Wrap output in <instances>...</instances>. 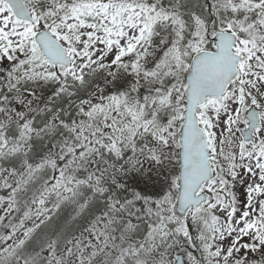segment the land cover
Wrapping results in <instances>:
<instances>
[{"label": "snow or ice", "instance_id": "1", "mask_svg": "<svg viewBox=\"0 0 264 264\" xmlns=\"http://www.w3.org/2000/svg\"><path fill=\"white\" fill-rule=\"evenodd\" d=\"M0 264H264V0H0Z\"/></svg>", "mask_w": 264, "mask_h": 264}]
</instances>
